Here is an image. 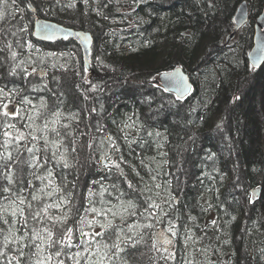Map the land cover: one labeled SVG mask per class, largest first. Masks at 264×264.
I'll return each mask as SVG.
<instances>
[{"label":"trees","instance_id":"obj_1","mask_svg":"<svg viewBox=\"0 0 264 264\" xmlns=\"http://www.w3.org/2000/svg\"><path fill=\"white\" fill-rule=\"evenodd\" d=\"M243 1L248 4L250 21L233 41L226 43L235 10ZM29 3L34 11L29 9ZM262 3L263 0H17V11L9 0L8 5L0 6L14 12V18L0 22V48L12 44L19 53L15 63L23 60L24 66H28L29 57L46 59L48 75L44 82L50 91L31 92L32 84L40 83L31 77V83L19 76L9 77L7 50L0 52V64L4 65L0 67V85L14 80L8 86L23 88V94L37 109L41 100L46 102L47 110L40 109L45 115L59 109L65 117L72 113L79 116L78 123L65 119L63 122L71 127L60 129L62 134L72 133L63 136L60 149H67L65 156L71 167L64 168L50 159L44 168L36 170L37 177L52 171V185L45 192L62 189L51 197L45 195L39 204L54 205L67 199L69 203L52 207L48 213L52 217L68 214L64 228L100 232L99 225L111 220L137 240L139 234L143 235L136 247L123 245L124 253L105 264H264V67L255 70L247 61L253 20ZM37 16L94 36L90 51L92 73L85 69L81 51L72 41L42 44L33 40ZM21 26L29 31L19 32ZM11 31L17 35L12 36ZM17 40L22 44L30 42L33 47L19 49ZM48 53L57 55L49 57ZM177 67L190 74L193 84L192 93L183 100L153 83L158 73ZM53 76L59 79V86ZM82 77L102 89L89 92L92 99L87 102L75 86L88 89ZM93 106L97 112L90 114ZM23 107L21 117L35 114L31 107ZM13 122L19 128L28 121L18 117ZM37 123L42 126L43 119ZM97 125L102 131L97 130ZM156 132L161 135L156 136ZM108 137L119 152L110 148ZM90 142L92 148L87 146ZM72 147L76 152L71 151ZM105 153L113 160L123 157V175L105 167L110 163L103 159ZM27 179L31 185L23 194L29 196L35 188L40 195L38 190L45 187L47 180L41 182L31 175ZM101 184L107 189L102 196ZM255 189L259 194L253 197ZM171 196L176 199L169 208L165 201ZM149 197L161 204L169 216L158 213L154 226L145 229L139 226L149 221L139 214L130 216L124 209L132 200L137 207L130 211L140 213ZM7 203L0 198V205ZM37 207L38 202H33V208ZM90 207L105 212L111 209L117 216H97L87 211ZM80 217L93 221L90 229L79 223ZM170 222L176 235L169 231ZM28 227L39 229L41 225L30 219ZM159 233L162 238L158 245ZM61 235L58 226L55 236ZM164 237L171 243H166ZM106 242L111 243L107 238ZM78 250L74 247L70 254ZM169 253L173 258L161 259ZM64 259L66 264H72ZM34 260L35 257L28 264H34ZM81 264L88 262L82 260Z\"/></svg>","mask_w":264,"mask_h":264},{"label":"snow or ice","instance_id":"obj_2","mask_svg":"<svg viewBox=\"0 0 264 264\" xmlns=\"http://www.w3.org/2000/svg\"><path fill=\"white\" fill-rule=\"evenodd\" d=\"M59 0H57V3ZM87 2V0H85ZM9 0H0V6L8 5ZM10 5L15 7L18 11L17 0H10ZM9 17L14 18V12L9 11L7 7H0V22L8 19ZM47 26H42V31L47 32ZM19 32L27 33L29 29L26 26H21L18 29ZM12 36H16L17 32L11 31ZM7 35V33L5 34ZM31 48L30 42L20 43L17 40V48ZM10 52V56L7 58L10 62V66L7 69V75L9 77L19 76L26 82L31 83L28 80L29 77L34 80L40 81V83L32 84L31 92H46L50 91L48 84L44 82V78L48 75L47 71V61L46 59H40L39 61L32 60L31 57L28 58L27 64L25 61L21 60L20 63H15L19 53L12 49V44L6 43L4 48H0V52L4 51ZM56 53H48L47 56H56ZM258 59H264V51L258 56ZM0 64V67H3ZM55 68V65H51ZM158 75H160L158 73ZM163 76L167 78V84L175 87L178 91L185 90L183 86V77L177 79L176 74L169 72L163 73ZM0 79H3L0 76ZM155 79V77H153ZM52 80L59 86V79L55 76ZM84 84L89 85L88 89H82L79 84L75 85L83 96L85 102L92 99L88 93L89 92H99L102 89L99 85L93 84L90 80L82 77ZM9 84H14V80H9L7 83L0 85V198L7 201L5 205H0V224L6 227H0V235H3V240L0 241V260L3 264H28L29 261L35 257L34 264H66V260H71L72 264H81V261H87L88 264H105V261L111 262L113 257H116L118 253L123 254L125 249L123 245H128L130 247H136L140 240L143 239V235H140V240L135 239L133 235L125 233L123 228L113 224L111 220H107L104 224L99 226L102 228L100 232L94 231H84L83 228L78 227L74 229L73 227L64 228L63 226L67 224L69 219L68 214L63 217H52L48 215L49 209L52 207L59 208L61 203L67 204L69 201L67 199H62L61 203L57 204H39L46 195L48 197L53 196L56 192L62 191L60 188H54L52 191L45 192L46 188L52 185V171H47V176H36V170L44 168L50 159L56 161L57 164H61L64 168H69L71 165L68 163L65 156V152H61L60 149L63 147V136H71L72 133L66 131L62 134L60 129H69L71 127L70 123H64L65 119L69 121H75L78 123L79 116L77 113H72L70 116L65 117L64 114L56 109L51 111L48 115L45 112L40 111V109L47 110L48 106L46 102L41 100L39 109L33 105L31 99L28 95L23 94V88H17L15 86L9 87ZM164 91H169L168 86H165ZM63 96V92L60 93ZM14 97L16 99H14ZM180 99V97H177ZM239 99V97H237ZM29 106L33 109L34 115H27L26 117H21V113L25 112L23 106ZM104 108L103 104L100 105V110ZM84 110H87V105H84ZM97 108L93 106L90 110L91 113H96ZM26 118L27 123L17 127L15 121L17 118ZM43 119V124L37 123ZM125 127H128L125 124ZM30 129L25 132L23 129ZM97 130L102 131L99 125H97ZM123 131V129H122ZM47 133H51L50 137ZM84 135V133H81ZM148 135H153V133H148ZM156 136H160L159 132L155 133ZM127 140V136H125ZM109 146L112 150L119 152V148L115 143H112V138L108 137ZM75 141H73V144ZM89 148H92V143H88ZM72 152H76V148H71ZM51 153L49 157L48 153ZM59 153V155H58ZM103 159L108 160L110 163L105 165L106 168L111 170L115 168L120 175H123V170L121 168L122 163H126L123 157H119L118 160H113L112 157L105 153ZM31 175L41 182L47 180L44 188L39 189L40 195L36 194L37 190L34 188L29 196H25L23 193L26 188L31 185V180L27 177ZM154 180L155 177H152ZM94 184H100V181H94ZM129 188H132V184L129 182ZM158 188L159 185H156ZM115 189L116 185H112ZM101 193L106 192L107 189L101 184ZM150 191L151 189H147ZM68 195H71L69 193ZM121 196L123 193L120 194ZM158 195V194H157ZM119 199V197H118ZM176 199L175 196H171L169 200L165 203L168 207H171L172 202ZM33 202H38V207L33 208ZM92 201L89 200V204L92 205ZM123 203V202H122ZM127 207L124 209L125 212L130 216H135L137 214L144 217L145 220L149 221L139 227L149 229L154 226V222L157 219L158 213H163L164 217H168L169 213L164 211L161 204L156 203L151 197L146 201V207L140 213L136 211H130L136 209L137 205L132 201L128 200L126 202ZM211 207V205H209ZM87 211L94 212L97 216L106 217L111 213L112 217H116L117 213L108 209L107 212L101 210L97 211L95 207H90ZM16 218V219H11ZM35 221L37 224L41 225L38 229L36 227L29 228L28 221ZM189 219H195V217H189ZM21 220L23 223L21 224ZM77 223V221H73ZM80 224H85L89 229L92 226L93 221H85L84 217H80ZM96 223H99L96 221ZM20 224L21 227H15ZM215 225L216 221H212ZM62 230V235L60 237L55 236V230L57 227ZM129 231H131V225L128 226ZM169 231L172 235H176L175 227L171 224L169 226ZM17 233H21L17 235ZM74 233L78 235H74ZM106 238L111 241V243L106 242ZM76 239L77 243L74 245L73 240ZM166 243H171L167 237H164ZM228 243V241H225ZM13 246H16L15 249ZM79 249L78 251L71 252L73 248ZM155 248L156 245L153 244ZM27 248L29 251L25 253L24 249ZM35 249V251H32ZM168 251V249H165ZM81 252L86 253V255L81 256ZM11 253V256L9 255ZM89 257L93 259L89 260ZM173 258L171 253L167 257H161V259H171Z\"/></svg>","mask_w":264,"mask_h":264},{"label":"water","instance_id":"obj_3","mask_svg":"<svg viewBox=\"0 0 264 264\" xmlns=\"http://www.w3.org/2000/svg\"><path fill=\"white\" fill-rule=\"evenodd\" d=\"M29 9L34 11V8L30 3ZM249 21L250 14L248 4L246 1H243L237 6L235 10L232 18L233 29L226 36V43L233 41L237 36V33L246 24H248ZM45 25L48 28L47 32L42 31V26ZM32 38L34 41L42 44L72 41L79 47L81 51L85 69L89 73H92L90 69V51L94 42V36L90 32L74 29L37 16L33 24ZM262 51H264V0L260 13L253 20L252 46L247 54V61L249 65L255 70H259L264 67V59H258V56ZM169 72L176 74L177 79L181 77L184 78L183 86L185 90L178 91L175 87L167 84V78L163 76V73ZM153 83L162 89H164L165 86H168L169 91H167V93L173 94L176 98L180 97L181 100L186 99L192 93L193 89L190 74L183 71V69L180 67L160 73ZM258 194L259 189H255L253 191V197H256Z\"/></svg>","mask_w":264,"mask_h":264},{"label":"rangeland","instance_id":"obj_4","mask_svg":"<svg viewBox=\"0 0 264 264\" xmlns=\"http://www.w3.org/2000/svg\"><path fill=\"white\" fill-rule=\"evenodd\" d=\"M242 30V29H241ZM236 38V37H235ZM57 43V42H56ZM53 44H55V43H53ZM161 238H162V234L161 233H159V234H157V239H156V244H158L159 243V241L161 240ZM159 245V244H158Z\"/></svg>","mask_w":264,"mask_h":264},{"label":"flooded vegetation","instance_id":"obj_5","mask_svg":"<svg viewBox=\"0 0 264 264\" xmlns=\"http://www.w3.org/2000/svg\"><path fill=\"white\" fill-rule=\"evenodd\" d=\"M238 33H239V32H238ZM238 33H237V34H238Z\"/></svg>","mask_w":264,"mask_h":264}]
</instances>
